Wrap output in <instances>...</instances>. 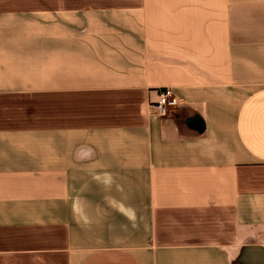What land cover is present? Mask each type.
<instances>
[{"label":"crops","instance_id":"1","mask_svg":"<svg viewBox=\"0 0 264 264\" xmlns=\"http://www.w3.org/2000/svg\"><path fill=\"white\" fill-rule=\"evenodd\" d=\"M0 264H264V0H0Z\"/></svg>","mask_w":264,"mask_h":264},{"label":"built area","instance_id":"2","mask_svg":"<svg viewBox=\"0 0 264 264\" xmlns=\"http://www.w3.org/2000/svg\"><path fill=\"white\" fill-rule=\"evenodd\" d=\"M160 100L153 105V113L158 117H166L169 109L177 105V99L171 96V92L167 90L159 95Z\"/></svg>","mask_w":264,"mask_h":264}]
</instances>
